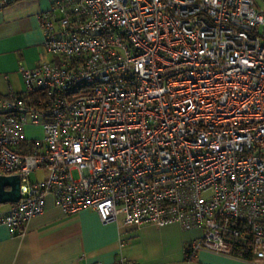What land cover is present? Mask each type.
Masks as SVG:
<instances>
[{
  "label": "built area",
  "instance_id": "1",
  "mask_svg": "<svg viewBox=\"0 0 264 264\" xmlns=\"http://www.w3.org/2000/svg\"><path fill=\"white\" fill-rule=\"evenodd\" d=\"M37 20L52 59L0 95V174L20 179L0 224L50 195L103 223L199 228L187 259L264 264V0H50Z\"/></svg>",
  "mask_w": 264,
  "mask_h": 264
},
{
  "label": "crops",
  "instance_id": "2",
  "mask_svg": "<svg viewBox=\"0 0 264 264\" xmlns=\"http://www.w3.org/2000/svg\"><path fill=\"white\" fill-rule=\"evenodd\" d=\"M49 2L15 0L0 6V95L9 89L22 92L20 67L52 59L43 48L37 20ZM25 132L35 138L41 129L27 126ZM7 207L0 204L1 210ZM199 233V228H183L177 222L140 227L103 223L92 208L65 213L46 195L43 211L22 228L0 224V264H109L119 254L132 264H247L205 250L187 259L185 244Z\"/></svg>",
  "mask_w": 264,
  "mask_h": 264
},
{
  "label": "water",
  "instance_id": "3",
  "mask_svg": "<svg viewBox=\"0 0 264 264\" xmlns=\"http://www.w3.org/2000/svg\"><path fill=\"white\" fill-rule=\"evenodd\" d=\"M19 185L17 175L0 174V204L16 202L20 196Z\"/></svg>",
  "mask_w": 264,
  "mask_h": 264
},
{
  "label": "rangeland",
  "instance_id": "4",
  "mask_svg": "<svg viewBox=\"0 0 264 264\" xmlns=\"http://www.w3.org/2000/svg\"><path fill=\"white\" fill-rule=\"evenodd\" d=\"M49 55V54H48ZM50 56V55H49ZM39 133V131H37V130H33L32 131V134H38ZM40 136H41V134H40ZM40 136L38 135L37 137H35V138H40ZM72 174H73V176H74V178H77V176H78V174H77V172L75 171V170H73L72 171ZM43 175V172L42 171H35V172H32L31 174H30V179L31 180H35L36 178H38V177H40V176H42ZM8 203H4V204H1V206H5V205H7Z\"/></svg>",
  "mask_w": 264,
  "mask_h": 264
},
{
  "label": "trees",
  "instance_id": "5",
  "mask_svg": "<svg viewBox=\"0 0 264 264\" xmlns=\"http://www.w3.org/2000/svg\"><path fill=\"white\" fill-rule=\"evenodd\" d=\"M15 1V0H14ZM13 2V1H12ZM8 4V3H7Z\"/></svg>",
  "mask_w": 264,
  "mask_h": 264
}]
</instances>
